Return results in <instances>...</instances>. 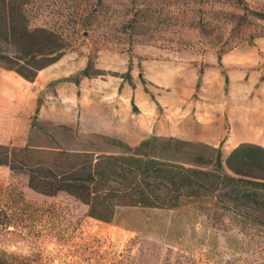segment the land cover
<instances>
[{"label": "rangeland", "instance_id": "374dc122", "mask_svg": "<svg viewBox=\"0 0 264 264\" xmlns=\"http://www.w3.org/2000/svg\"><path fill=\"white\" fill-rule=\"evenodd\" d=\"M243 1L264 12V0ZM26 12L31 27L54 31L65 48L54 74L62 88L38 95L32 147L115 152L106 139L134 147L152 135L223 142L230 173L231 136L261 125L264 21L239 19L235 0H32ZM0 53L26 71L46 64L6 44ZM255 209L204 199L127 210L105 223L74 198L38 194L24 171L0 166V254L8 264H264V215Z\"/></svg>", "mask_w": 264, "mask_h": 264}, {"label": "trees", "instance_id": "16d2710c", "mask_svg": "<svg viewBox=\"0 0 264 264\" xmlns=\"http://www.w3.org/2000/svg\"><path fill=\"white\" fill-rule=\"evenodd\" d=\"M31 1L0 0V44L12 47L32 61H46L26 71L15 67L11 58L0 53V67L29 82L34 81L40 70L58 62L65 52L61 37L54 31L30 26L26 10ZM235 2L243 11L239 19L253 17L264 21V12L250 10L243 0ZM130 22L135 23V17ZM217 63L221 64L220 56ZM224 81L228 83L226 76ZM41 105L37 99L30 131L39 129ZM106 140L116 148L115 152L86 147L36 148L27 141L21 147L0 144V166L24 171L28 187L38 194L63 193L74 198L86 206L90 218L105 223H114L127 210H172L204 199L251 205L264 215V176L260 173L250 176L239 169L252 167L262 173L261 147L242 144L233 149L225 160L228 173L222 162L223 142L215 148L152 135L131 147L117 139ZM1 215L5 217L3 211ZM0 264H8L2 254Z\"/></svg>", "mask_w": 264, "mask_h": 264}, {"label": "crops", "instance_id": "0c3cea01", "mask_svg": "<svg viewBox=\"0 0 264 264\" xmlns=\"http://www.w3.org/2000/svg\"><path fill=\"white\" fill-rule=\"evenodd\" d=\"M56 66L57 63H54L40 70L33 82L26 81L11 71L0 69V144L23 146L26 143L39 93L51 84L62 88L61 82H54ZM54 91L59 95V90ZM261 94L257 101L261 122L259 129L255 134L245 133L243 139L231 136L229 144L233 149L242 144L264 149V91ZM248 129L252 130L251 127Z\"/></svg>", "mask_w": 264, "mask_h": 264}]
</instances>
